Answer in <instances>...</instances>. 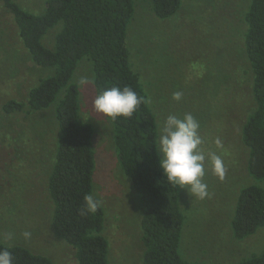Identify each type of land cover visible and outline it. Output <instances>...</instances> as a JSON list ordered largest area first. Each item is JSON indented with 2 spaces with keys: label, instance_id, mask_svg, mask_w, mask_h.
<instances>
[{
  "label": "rangeland",
  "instance_id": "rangeland-1",
  "mask_svg": "<svg viewBox=\"0 0 264 264\" xmlns=\"http://www.w3.org/2000/svg\"><path fill=\"white\" fill-rule=\"evenodd\" d=\"M134 1L127 32L130 62L148 95L159 134L169 115L192 114L200 125L202 151L221 156L226 169L220 179L206 165L209 196L204 199L180 188L186 217L180 253L197 264H239L260 255L264 228L244 240H237L231 228L241 190L260 185L248 173L249 151L241 139L243 124L256 107L244 46L245 15L252 0H182L177 14L166 20L154 15L151 0ZM15 2L33 14L45 12V0ZM61 28L59 24L49 32L47 47L53 48ZM54 72L32 62L12 13L0 3V243L27 248L54 264H76L74 249L54 235L51 225L54 204L48 178L59 137L56 105L33 114L2 110L10 100L26 101L29 91ZM82 77L90 82L81 85ZM73 83L79 88L81 120L94 129L93 194L103 201L109 263L143 264L144 208L120 167L112 124L93 108L97 95L89 60L80 63ZM177 92L182 94L179 101L173 98ZM24 232L31 238L26 240ZM9 233L12 239H7Z\"/></svg>",
  "mask_w": 264,
  "mask_h": 264
},
{
  "label": "trees",
  "instance_id": "trees-1",
  "mask_svg": "<svg viewBox=\"0 0 264 264\" xmlns=\"http://www.w3.org/2000/svg\"><path fill=\"white\" fill-rule=\"evenodd\" d=\"M12 13L21 44L34 64L54 69L41 79L27 100H10L4 113L33 114L56 105L59 137L54 163L48 178V193L54 204V235L75 251L76 264H110L109 242L102 235L105 211L102 205L94 214L81 215L84 196L93 194L96 169L93 148L94 129L81 120L79 88L73 83L82 61L93 66L96 95L101 90L131 87L142 103L130 119L112 120L113 139L123 173L144 208L141 221L143 264H197L180 253L186 217L180 199L181 189L170 185L160 167L157 150L158 123L148 95L130 62L128 28L135 16L134 0H45L41 15L25 11L15 0H0ZM182 0H151L154 15L172 18ZM245 53L252 71V96L255 109L243 124L241 139L249 151L247 170L260 185L241 190L231 221L233 236L244 240L264 228V0H252L245 15ZM61 31L53 48L44 41L57 25ZM62 94L60 99L59 95ZM13 264H54L42 255L21 246H6ZM239 264H264V251Z\"/></svg>",
  "mask_w": 264,
  "mask_h": 264
},
{
  "label": "clouds",
  "instance_id": "clouds-1",
  "mask_svg": "<svg viewBox=\"0 0 264 264\" xmlns=\"http://www.w3.org/2000/svg\"><path fill=\"white\" fill-rule=\"evenodd\" d=\"M87 77L79 81L81 85L89 83ZM181 93L173 94L177 101ZM142 103V98L129 86L123 88L112 86L101 90L93 102L95 112L102 113L112 120L123 117L130 119ZM200 125L195 117L186 113L182 118L169 115L165 120L156 145L160 156L159 164L166 181L173 187L186 189L191 197L204 199L209 196L207 184L204 182L207 167L210 163L212 172L220 179L224 178L225 165L221 156L209 153L207 156L201 149L203 139L199 132ZM217 146L220 141L217 139ZM103 205L96 194L84 196V207L81 215L94 214ZM24 238L30 239L31 233L24 232ZM12 239V234L7 235ZM14 257L8 249H0V264H13Z\"/></svg>",
  "mask_w": 264,
  "mask_h": 264
}]
</instances>
